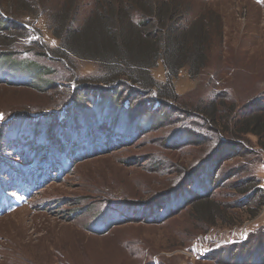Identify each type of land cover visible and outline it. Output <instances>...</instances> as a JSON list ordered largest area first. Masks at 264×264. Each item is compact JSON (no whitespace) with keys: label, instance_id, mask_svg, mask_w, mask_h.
I'll list each match as a JSON object with an SVG mask.
<instances>
[{"label":"rangeland","instance_id":"1","mask_svg":"<svg viewBox=\"0 0 264 264\" xmlns=\"http://www.w3.org/2000/svg\"><path fill=\"white\" fill-rule=\"evenodd\" d=\"M107 1L0 0V18L20 27L14 35H3L0 27V50L19 52L14 58L0 57V121L16 109H26L33 116L39 112L56 114L61 111L54 108L56 90L62 91L66 86L77 91L83 83L96 82L105 74L102 65L89 60L92 57L86 59L85 54L84 59L68 54V61H58L61 57L57 50L61 49L65 39L56 33L59 28L77 30L84 27L100 4ZM131 1L139 0H109L108 3L118 5L122 2L124 5ZM177 1L182 4L183 23L188 25L186 30L202 26L206 33L205 65L200 69V75H196L194 61H190V65L178 71V76L172 80L164 62L160 61L151 71L158 86L171 79L174 92L180 98L176 105L185 107L186 112L202 108L208 112L212 106L218 107L225 102L235 106V119H240L250 101L264 105V0ZM136 16L137 13L134 18L138 20ZM37 46L47 49L45 57H38ZM26 47L32 50L31 55L24 53ZM215 93H221L217 102L212 101ZM150 94L157 96L158 89L154 88ZM126 103L124 98L112 103L109 97L104 100L94 95L82 96L74 101L66 114H57L61 117L65 114L66 118L63 127L67 129L61 133L66 134L68 141L63 137V149L71 142L77 141L84 146L92 140L98 153L100 143L106 149L108 144L111 146V140L128 145L134 142L112 154L99 155L83 164L79 162L61 183L48 184L45 188L39 186L32 190L31 196L10 193V197L22 200L20 206L0 216V264H216L189 256L188 251L198 237L235 238L241 243L249 238L253 244L264 241V207L255 218L244 216L233 226L209 227L197 223L189 212L190 206L163 223H146L144 220H152L142 209L120 207L104 215L106 206L100 203L103 200L144 202L143 206L152 208L175 186L173 180L179 171L185 173L178 186L188 175L200 172L211 156V152L206 153L208 147L205 144L187 146L182 151L164 148V142L173 135H169L173 131L172 124L146 134L159 115L144 112L134 117L132 111L127 114L119 108L126 107ZM140 106L138 102L137 108ZM26 127L31 132L30 124ZM48 131L53 130L49 128ZM55 132L60 133V126ZM41 136L43 139L51 137ZM57 136L60 138L59 134ZM249 140L257 148V140L253 137ZM183 141L186 140L172 144ZM161 155L172 166L167 175L158 174L149 163L151 157ZM243 160L240 157L227 160L222 172L237 168ZM9 161L17 162L11 152L3 153L0 162ZM257 168L260 186L264 189V167L258 165ZM240 174L243 179L236 175L228 183L237 187L245 177H250L242 171ZM200 185L195 190L204 192L201 182ZM195 190L189 189L169 201L166 209L156 217L163 219L183 207L196 196ZM215 198L227 207L233 204L237 207L241 196L225 187ZM256 229L258 237L252 233Z\"/></svg>","mask_w":264,"mask_h":264},{"label":"trees","instance_id":"2","mask_svg":"<svg viewBox=\"0 0 264 264\" xmlns=\"http://www.w3.org/2000/svg\"><path fill=\"white\" fill-rule=\"evenodd\" d=\"M108 1L100 4L92 19L84 27L77 30L72 27L58 29L56 35L65 39L61 49L57 50L61 57L58 61H68V54L84 59L85 54L86 59L92 57L89 60L99 62L105 74L100 75L96 82L83 83L77 91L76 89L71 91L66 86L62 91L56 90L58 94L54 108L65 113L74 101L82 96L94 95L104 100L109 97L112 103L124 98V101L128 102L127 106L124 108L119 106V108L127 114L132 113L134 117L143 115L144 112L159 115L158 121L146 134L163 128L165 124H172L173 131L169 132V135H173L164 142V148L182 151L187 146L198 144L204 146L205 144L208 147L206 153L211 152V156L203 163L200 172L188 175L184 183L178 186L185 173L184 170L179 171L178 177L173 180L175 186L164 193L160 197L162 199L159 198L160 201L152 208L143 206L144 202L103 200L100 202L106 206L103 214L120 207H127L128 210L142 209L152 220L150 222L148 219L144 220L146 223H163L172 215L190 206L189 212L193 219L209 227L233 226L244 216L255 218L264 207V189L260 186L257 168L258 165L264 167V105H260L258 101H250L249 106L245 107V115L240 119H235V106L225 102H221L218 107L212 106L208 112L202 107L192 112H186L185 107L183 109L178 107L176 102L180 98L174 92L173 78L178 76V71L187 68L190 61H194L193 70L196 75H200V69L205 65L203 49L207 36L202 31V26L186 30L188 25L183 23L182 4H179L177 0H139L125 2L124 5L122 2L115 5ZM208 1L210 0L205 2ZM135 13L138 20L134 18ZM202 25L205 27V24ZM17 26L8 19L0 18L3 35H14V32L20 29ZM197 49V52L191 53L192 50ZM23 51L31 55L32 50L26 47ZM36 52L38 57L47 55V49L44 48H39ZM18 54L19 52L15 51L0 50L1 58H14ZM160 61L164 62L172 80L169 79L167 84L159 87L152 78L151 71ZM117 88L119 89L115 91ZM154 88L158 89L155 97L150 94ZM218 95L221 93L213 94L212 101L217 102ZM65 100L67 102L64 103ZM138 102L142 105L139 108H137ZM60 112L56 114L39 112L33 116L26 109H16L12 115L0 121V157L3 153L11 152V157L17 160V162L9 161V163L0 162V200L4 198L10 204L19 198L9 196L14 192L31 196L32 190L39 186L45 188L48 184L61 183L65 175L69 174L79 162L83 164L99 155L112 154L123 147L131 146L134 142L128 145L117 144L111 140V146L108 144L106 149L105 145L100 143L98 153L92 140L85 142L84 146L77 141L66 143L63 149L61 147L63 137L65 141H68L66 134L61 133L67 129L63 127L66 113L61 117L57 115ZM232 119L236 121L232 122ZM27 124L32 127L31 132L27 131ZM57 126H60V133H58L60 138L55 132ZM49 128L53 131H48ZM43 134L51 137L40 138ZM249 137L257 140V148L252 146ZM181 139L186 141L172 144L173 141ZM58 140L62 141L56 142ZM38 141H40L39 144ZM51 151H55L56 154H50ZM233 157H240L244 159V162H241L237 168L223 173V164ZM149 163L155 169L154 171L161 175H167L172 167L164 155L157 158L151 157ZM261 164L263 165L260 166ZM241 171L250 177H245L237 184L239 185L237 187L228 183V180L236 175L243 179ZM200 182L203 184L204 192L195 190L201 186ZM225 187L241 196L237 207L235 204L227 207L223 202L215 200L217 192ZM186 189L195 190L196 196L165 218H157L158 213L166 209L169 201L187 192ZM136 221L140 222L138 219ZM252 233L259 236L257 229ZM248 240L229 246L212 247L201 261L216 264H264V241L253 244V241Z\"/></svg>","mask_w":264,"mask_h":264},{"label":"built area","instance_id":"3","mask_svg":"<svg viewBox=\"0 0 264 264\" xmlns=\"http://www.w3.org/2000/svg\"><path fill=\"white\" fill-rule=\"evenodd\" d=\"M243 238H240L242 240ZM241 243L239 240L235 238H230V239H220V238H212L209 237L208 235L200 236L198 237L197 241H195L193 248L188 251L189 256L196 259V260H202L207 254V251L212 248L213 246H227L228 243Z\"/></svg>","mask_w":264,"mask_h":264}]
</instances>
